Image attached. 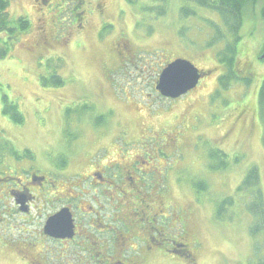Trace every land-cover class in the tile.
I'll list each match as a JSON object with an SVG mask.
<instances>
[{
  "label": "rangeland",
  "instance_id": "374dc122",
  "mask_svg": "<svg viewBox=\"0 0 264 264\" xmlns=\"http://www.w3.org/2000/svg\"><path fill=\"white\" fill-rule=\"evenodd\" d=\"M81 1L9 0L13 29L0 33V140L49 153L55 161L67 159L72 171L88 169L90 158L101 160L106 147L108 160L122 150L142 152L141 142L129 146L150 140L146 127L158 131L156 138L166 128L172 137L185 129L187 138L171 158L176 167L170 199L180 211H192L177 230L185 228L188 243L199 241L196 264L263 262L264 247L256 249L249 232V199L237 189L256 166L264 195V0L246 9L237 44L240 79L226 88L218 82L226 68L217 53L233 39L226 28H219L224 38L216 34L212 25L222 24L217 13L198 8L196 16L183 17L184 0ZM23 18L30 22L26 30L18 29ZM176 58L208 72L186 95L166 99L155 85ZM12 106L24 117L21 123L3 112ZM42 210L33 211L27 226L12 220L9 206L0 202V264L80 263L75 251L53 255L51 242L42 260ZM22 250L31 252L28 262Z\"/></svg>",
  "mask_w": 264,
  "mask_h": 264
},
{
  "label": "flooded vegetation",
  "instance_id": "af4514ba",
  "mask_svg": "<svg viewBox=\"0 0 264 264\" xmlns=\"http://www.w3.org/2000/svg\"><path fill=\"white\" fill-rule=\"evenodd\" d=\"M164 131L165 136L156 138L158 131L146 127L150 140L144 136V142L131 141L129 146L141 142L142 152L122 150L115 160H108L111 154L106 147L101 160L90 158L88 169L72 171L67 159L55 161L49 153H34L13 140H0V202L9 206L12 220L27 226L34 210H47L39 213L45 243L42 260L51 242L57 248L53 255L75 251L81 256L79 264H196L199 241L190 244L185 228L177 230L192 211L186 207L180 211L170 199L171 169L176 167L171 158L182 145V135L172 137ZM63 209L72 216L73 236L47 234L48 219ZM21 252L28 262L31 252Z\"/></svg>",
  "mask_w": 264,
  "mask_h": 264
},
{
  "label": "trees",
  "instance_id": "16d2710c",
  "mask_svg": "<svg viewBox=\"0 0 264 264\" xmlns=\"http://www.w3.org/2000/svg\"><path fill=\"white\" fill-rule=\"evenodd\" d=\"M183 2L184 4L180 8V12L183 17L187 18L191 15L196 16L198 8H207L208 10L217 13L222 20L221 25L218 23H216L217 25H212L213 28H216V34H219L220 38H224L226 36V31L224 32L219 28H226L227 32L231 34L233 41L227 42L224 49L217 53L219 62L226 68V73L220 75L218 82L222 83L224 88L228 87L229 84L231 85L232 81L240 79V77H236L235 75L236 65L239 60L237 44L241 39L240 30L243 26L246 9L255 4L257 0H184ZM8 4L9 0H0V33L3 31L11 33L10 29H13L8 28L9 19L6 11ZM17 23L21 27L18 28L20 30H26L30 25L29 20L25 18L17 21ZM233 75H235V77ZM52 79H54V83L57 86L63 83L62 78L58 76V74H54ZM244 79H246V84L249 85L251 83L250 80H247L248 78ZM4 99L7 100V96H4ZM14 108L15 106H12L11 109L9 107H5L3 112L5 114H10L14 121L21 123L24 120V117H21V114L15 112V110H13ZM259 108L264 119V81L259 90ZM165 130L168 131L167 128ZM187 133L188 131L185 129L183 132L179 130V134L182 135V138L186 135V139ZM259 173V169L256 166H253L249 169L244 181L237 189L239 193L247 197V200L249 199V202L246 203V209L252 216L249 232L255 240L256 249L257 247H264V195ZM197 187L198 189H203L201 184H198ZM225 202L227 203V200H225ZM258 238H260L261 241L258 242ZM259 264H264V261Z\"/></svg>",
  "mask_w": 264,
  "mask_h": 264
},
{
  "label": "water",
  "instance_id": "95a60500",
  "mask_svg": "<svg viewBox=\"0 0 264 264\" xmlns=\"http://www.w3.org/2000/svg\"><path fill=\"white\" fill-rule=\"evenodd\" d=\"M262 58L264 59V53ZM173 66L186 67L189 72L187 75L183 73L171 75L169 69ZM205 75L207 73L201 72L191 61L177 58L162 69L155 88L163 97L176 99L196 88ZM73 228V219L69 210L63 209L48 219L45 232L57 238L72 237Z\"/></svg>",
  "mask_w": 264,
  "mask_h": 264
},
{
  "label": "snow or ice",
  "instance_id": "6c2138e0",
  "mask_svg": "<svg viewBox=\"0 0 264 264\" xmlns=\"http://www.w3.org/2000/svg\"><path fill=\"white\" fill-rule=\"evenodd\" d=\"M189 72V69L186 67H180V66H173L172 68L169 69V74L175 75L178 73H183L187 75Z\"/></svg>",
  "mask_w": 264,
  "mask_h": 264
}]
</instances>
